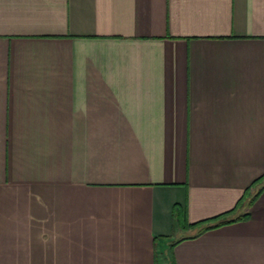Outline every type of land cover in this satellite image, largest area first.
<instances>
[{
  "label": "crops",
  "instance_id": "1",
  "mask_svg": "<svg viewBox=\"0 0 264 264\" xmlns=\"http://www.w3.org/2000/svg\"><path fill=\"white\" fill-rule=\"evenodd\" d=\"M0 264H264V0H0Z\"/></svg>",
  "mask_w": 264,
  "mask_h": 264
},
{
  "label": "trees",
  "instance_id": "2",
  "mask_svg": "<svg viewBox=\"0 0 264 264\" xmlns=\"http://www.w3.org/2000/svg\"><path fill=\"white\" fill-rule=\"evenodd\" d=\"M260 181H262V178L257 180L255 183L258 184ZM234 212V210L232 211ZM232 212H229V213H226L222 216H219L217 218H213L211 220H207V221H203V222H198L196 224H192V225H188L187 223L185 224V227L184 228H187V229H197V232L194 236H197V235H200L202 234L203 232H206L208 230H211V229H214V228H217V227H220V226H223V225H226V224H229V223H233V222H236V221H240L242 219H245L247 218V215H243L241 217H237V218H234V219H229L228 216L232 213ZM179 219L182 221L180 215L177 213L176 214ZM194 236H190V237H186V238H192ZM186 238H182L180 239L179 241H177V243L185 240ZM175 244H173L174 246Z\"/></svg>",
  "mask_w": 264,
  "mask_h": 264
}]
</instances>
